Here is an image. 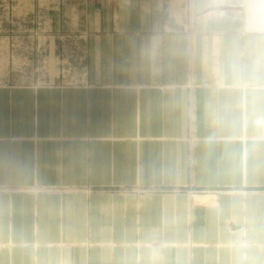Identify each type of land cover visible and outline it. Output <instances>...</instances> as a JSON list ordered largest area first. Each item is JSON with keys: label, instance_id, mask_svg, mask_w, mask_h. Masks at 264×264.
<instances>
[{"label": "crops", "instance_id": "crops-1", "mask_svg": "<svg viewBox=\"0 0 264 264\" xmlns=\"http://www.w3.org/2000/svg\"><path fill=\"white\" fill-rule=\"evenodd\" d=\"M86 3L0 84V264H264V0Z\"/></svg>", "mask_w": 264, "mask_h": 264}, {"label": "rangeland", "instance_id": "rangeland-1", "mask_svg": "<svg viewBox=\"0 0 264 264\" xmlns=\"http://www.w3.org/2000/svg\"><path fill=\"white\" fill-rule=\"evenodd\" d=\"M86 2L89 0H0V84L81 82L82 62L73 50L62 51L58 39L57 54L52 58L46 39L63 38L73 49L86 36L85 24H91Z\"/></svg>", "mask_w": 264, "mask_h": 264}]
</instances>
